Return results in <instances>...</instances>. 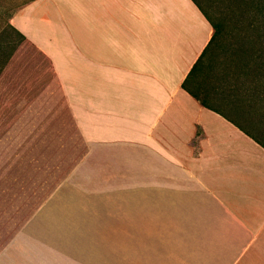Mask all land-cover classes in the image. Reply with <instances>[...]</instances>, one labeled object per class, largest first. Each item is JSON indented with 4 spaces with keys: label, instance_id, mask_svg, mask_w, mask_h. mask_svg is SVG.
I'll list each match as a JSON object with an SVG mask.
<instances>
[{
    "label": "crops",
    "instance_id": "0c3cea01",
    "mask_svg": "<svg viewBox=\"0 0 264 264\" xmlns=\"http://www.w3.org/2000/svg\"><path fill=\"white\" fill-rule=\"evenodd\" d=\"M9 23L0 264H264L262 57L196 71L202 103L193 0H31Z\"/></svg>",
    "mask_w": 264,
    "mask_h": 264
},
{
    "label": "rangeland",
    "instance_id": "374dc122",
    "mask_svg": "<svg viewBox=\"0 0 264 264\" xmlns=\"http://www.w3.org/2000/svg\"><path fill=\"white\" fill-rule=\"evenodd\" d=\"M28 0H0V30L9 17ZM211 20L219 24L215 42L210 49V60L214 67L231 62L237 54L258 53L264 42L260 28L264 25V0H197ZM2 33L0 53L8 51ZM13 36V35H12ZM14 37V36H13ZM14 39V38H13ZM255 51V52H253ZM64 164L59 165L58 176L63 172Z\"/></svg>",
    "mask_w": 264,
    "mask_h": 264
},
{
    "label": "trees",
    "instance_id": "16d2710c",
    "mask_svg": "<svg viewBox=\"0 0 264 264\" xmlns=\"http://www.w3.org/2000/svg\"><path fill=\"white\" fill-rule=\"evenodd\" d=\"M31 0L26 1L24 4L28 3ZM197 6L202 10V12L205 14V16L207 17V19L209 20V22L211 23L212 27H213V34L207 44V46L204 48L203 52L201 53V55L199 56V58L197 59V61L194 63L193 67L191 68V70L189 71L188 75L186 76V78L184 79V81L182 82V87L184 89H186L192 96H194L195 98L200 99V97L198 96L197 90H193L191 87H189V79L190 77L196 72L199 71L202 73L203 77L206 76H214L215 78H219L221 77L226 71H233L236 66L240 65H255V63H250L249 60H251L252 57L254 56H260L262 57V61L259 62V64H257L258 66H260L261 69L264 70V42L262 43V48L258 50V53H252V54H237L236 58H234L231 62H227L222 64L220 67H214V63H212L210 60L211 57L210 56V49L212 48L215 39H216V35L218 33V29H219V24L213 22L211 20V18L207 15V13L202 9V7L200 6L199 2L197 0H193ZM12 16V15H11ZM10 16V17H11ZM9 17V18H10ZM6 36L8 34H12L10 39L4 38L3 41L5 43H7L9 49L8 51H3L0 53V72L3 69V67L5 66V64L7 63V61L9 60V58L12 56L13 52L15 51V49L17 48V46L24 40V35L19 32L17 29H15L10 23L9 20L6 22L5 26L3 27L2 30H0V38L2 33H4ZM261 31V36H263L264 38V25L260 28ZM14 38V39H13ZM264 40V39H263ZM2 41H0V47H1ZM255 52V51H253ZM202 103H204L201 100Z\"/></svg>",
    "mask_w": 264,
    "mask_h": 264
}]
</instances>
